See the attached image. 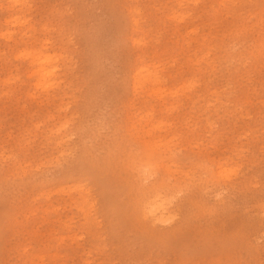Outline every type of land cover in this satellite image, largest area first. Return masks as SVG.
<instances>
[{
  "label": "rangeland",
  "instance_id": "1",
  "mask_svg": "<svg viewBox=\"0 0 264 264\" xmlns=\"http://www.w3.org/2000/svg\"><path fill=\"white\" fill-rule=\"evenodd\" d=\"M0 264H264V0H0Z\"/></svg>",
  "mask_w": 264,
  "mask_h": 264
},
{
  "label": "clouds",
  "instance_id": "2",
  "mask_svg": "<svg viewBox=\"0 0 264 264\" xmlns=\"http://www.w3.org/2000/svg\"><path fill=\"white\" fill-rule=\"evenodd\" d=\"M168 211V204L167 202H160V203H149L148 205L145 206L144 208V214L145 218H153L156 217L158 214L159 215H164ZM175 217H172L174 219ZM156 222H161L160 220H157ZM167 222V221H164Z\"/></svg>",
  "mask_w": 264,
  "mask_h": 264
},
{
  "label": "bare ground",
  "instance_id": "3",
  "mask_svg": "<svg viewBox=\"0 0 264 264\" xmlns=\"http://www.w3.org/2000/svg\"><path fill=\"white\" fill-rule=\"evenodd\" d=\"M161 198H162V196L161 195H158L157 199H161ZM152 202L160 203V202H162V200H160L159 202H156V199H155ZM152 202H150V203H152ZM164 218H165V214L162 215V216L158 214L156 217L148 218V219H149V221L151 223V226H153L154 228H156L157 224L159 223V222H156V221L157 220H160L161 222H163L165 220Z\"/></svg>",
  "mask_w": 264,
  "mask_h": 264
}]
</instances>
